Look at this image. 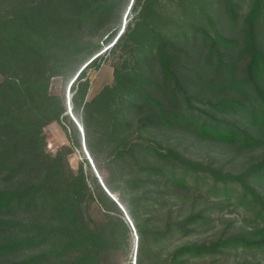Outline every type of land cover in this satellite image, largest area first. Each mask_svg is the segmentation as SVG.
<instances>
[{"label":"trees","instance_id":"trees-1","mask_svg":"<svg viewBox=\"0 0 264 264\" xmlns=\"http://www.w3.org/2000/svg\"><path fill=\"white\" fill-rule=\"evenodd\" d=\"M244 2L131 0L126 31L106 41L121 52L112 85L86 100L85 69L100 53L68 87L93 165L132 221V264H215L231 253V264H264V0ZM121 4L0 0V264L128 261L122 211L90 170L70 167V146L51 154L44 136L65 111L52 80ZM158 132L220 147L230 166L190 158ZM208 224L214 233L199 239Z\"/></svg>","mask_w":264,"mask_h":264},{"label":"rangeland","instance_id":"rangeland-1","mask_svg":"<svg viewBox=\"0 0 264 264\" xmlns=\"http://www.w3.org/2000/svg\"><path fill=\"white\" fill-rule=\"evenodd\" d=\"M130 2L131 0H122L121 7L119 10H117V14L115 11L114 13L112 12L109 18L104 19L99 23L95 24V26L88 31V37L91 40L90 46L88 48L83 49L80 53V56H78L77 60L75 59V62L70 66V69L65 72L64 75L54 78L50 85L51 94L58 97V99L61 101V104L64 106L65 111L62 116V119L59 122L50 123L44 129L46 150L51 154H55L62 146H70L71 152L67 156V161L70 167L73 170H77L79 165H83L84 168H87V170L91 171V173L96 177L99 184L100 181L94 171V169L96 170V167H94V169L92 168V165L94 163L92 161V156L90 155L89 149L86 144V132L83 129V114H81V111H79L82 116H78V113L75 112V110H71L72 102H68V87L73 78L78 75L77 73L85 67V64L88 63L90 59L100 53H102V55L100 57L101 60L97 68L92 70H89L88 68L85 69V71L88 73V79L90 84L86 100L90 101L104 87L112 85L114 65L120 59L121 52L112 53L110 47L109 49H107L111 43L106 44V41L108 35L111 32L117 31L119 34L122 31L124 24L126 31L129 23L131 22L134 16L133 7H130ZM247 5V0H245V2L243 3V8L245 9ZM216 17L218 18L217 15ZM95 47H99V50L95 51V49H93ZM90 50L95 52H93V54H89ZM70 97L71 94L69 93V98ZM68 103L71 106L70 109L68 107ZM90 116L92 118H95V120H90V129L92 132L96 131L97 133L99 131V124H97L96 121V112L91 110ZM77 124L82 130H80ZM73 129H75L76 131L79 146L72 145V143L70 142V135L74 136ZM156 136L165 141V143H167L169 146L181 149V151H183L190 158L205 160L208 159L212 163H215L219 166H230V164L227 163L228 158L226 157V153L220 147L208 145L203 142L194 144L179 133L162 134L158 132L156 133ZM86 153L92 161V164H90V162L88 161ZM251 157L252 155H247L246 157H244V159L247 161L249 159H252ZM243 161V157H240L238 161L231 165L237 164L239 166ZM97 174L99 175V178L103 180V182L106 181L108 175L105 171L99 170L97 171ZM114 195L117 201L122 204V200L119 194L114 193ZM226 215L227 217H231L234 219L237 218V214L235 213V211H227ZM130 229V252L127 258L128 261H122L120 262L121 264H132L133 262V253L131 252V248H133V244L136 241V236L135 231L131 227ZM214 230V224L205 225L202 227L201 235L198 238L202 240L207 239L211 237V235L214 233ZM233 256V253H231L230 256H224L220 258L215 264H231V262L233 261Z\"/></svg>","mask_w":264,"mask_h":264},{"label":"built area","instance_id":"built-area-1","mask_svg":"<svg viewBox=\"0 0 264 264\" xmlns=\"http://www.w3.org/2000/svg\"><path fill=\"white\" fill-rule=\"evenodd\" d=\"M77 126L80 128V126L77 124ZM80 130H82L81 128H80ZM87 154V153H86ZM87 157H88V161L90 162V164H92V161L90 160V158H89V156H88V154H87ZM92 168L94 169V166L92 165ZM94 171H95V173H96V175L98 176V179H99V181L101 182V185H102V188L104 189V191L114 200V202L115 203H117L118 205H120L119 204V202L117 201V199L105 188V186L103 185V183H102V181H101V179L99 178V175L97 174V171L94 169ZM121 206V205H120ZM123 215H124V218H125V220H126V222L130 225V227L134 230V228H133V225H132V222H131V220L129 219V217L127 216V214H126V212L125 211H123Z\"/></svg>","mask_w":264,"mask_h":264},{"label":"water","instance_id":"water-1","mask_svg":"<svg viewBox=\"0 0 264 264\" xmlns=\"http://www.w3.org/2000/svg\"><path fill=\"white\" fill-rule=\"evenodd\" d=\"M70 85V84H69ZM100 185H101V182H100ZM102 186V185H101ZM108 195V194H107ZM109 196V195H108ZM110 197V196H109ZM111 198V197H110ZM112 199V198H111ZM113 200V199H112ZM114 201V200H113ZM117 204V203H116ZM117 206L119 207V209L122 211V213H123V211H124V209H123V207L122 206H120V205H118L117 204ZM136 236V235H135Z\"/></svg>","mask_w":264,"mask_h":264}]
</instances>
